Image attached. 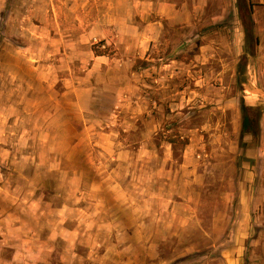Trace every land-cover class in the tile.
Here are the masks:
<instances>
[{
    "label": "rangeland",
    "instance_id": "obj_1",
    "mask_svg": "<svg viewBox=\"0 0 264 264\" xmlns=\"http://www.w3.org/2000/svg\"><path fill=\"white\" fill-rule=\"evenodd\" d=\"M239 1L0 0V264H264Z\"/></svg>",
    "mask_w": 264,
    "mask_h": 264
},
{
    "label": "trees",
    "instance_id": "obj_2",
    "mask_svg": "<svg viewBox=\"0 0 264 264\" xmlns=\"http://www.w3.org/2000/svg\"><path fill=\"white\" fill-rule=\"evenodd\" d=\"M240 11L242 14V21L245 32V46L246 54L243 56V62L247 61L248 54H255L257 43V37H255V22L252 18V5H247L245 0L239 1ZM97 55L106 54L104 51H95ZM248 53V54H247ZM245 66V64L243 65ZM239 67H242V61L239 63ZM242 119L240 130V145L241 148L249 147L253 144H257L260 137V119L261 111L257 108L249 106L242 99L241 101ZM258 110V111H257ZM249 137V139H247ZM246 160L247 158L242 156L240 160Z\"/></svg>",
    "mask_w": 264,
    "mask_h": 264
}]
</instances>
